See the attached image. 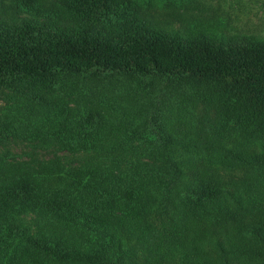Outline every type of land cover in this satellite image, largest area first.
<instances>
[{
  "label": "trees",
  "instance_id": "obj_1",
  "mask_svg": "<svg viewBox=\"0 0 264 264\" xmlns=\"http://www.w3.org/2000/svg\"><path fill=\"white\" fill-rule=\"evenodd\" d=\"M128 73L203 81L196 92L216 114L163 119L157 100L122 143L112 118L80 104L44 109L37 128L0 123V141L114 152L139 138L160 162L118 151L111 167H35L0 155V264H264V40L184 37L133 0H0V90Z\"/></svg>",
  "mask_w": 264,
  "mask_h": 264
},
{
  "label": "rangeland",
  "instance_id": "obj_2",
  "mask_svg": "<svg viewBox=\"0 0 264 264\" xmlns=\"http://www.w3.org/2000/svg\"><path fill=\"white\" fill-rule=\"evenodd\" d=\"M160 26L181 36H207L219 41L238 42L242 39L264 40V0H133ZM188 79H169L153 76L145 79L137 74H119L111 77L89 78L78 82L77 86L45 89L38 86L19 85L0 90V123L15 118L32 121L31 128L41 127L43 110L54 107L58 102L70 105L80 104L112 118L117 128L115 142H124L125 135L140 127L149 115L157 100L163 101V119L173 118V114L187 107L200 118L211 114L215 116L218 106L213 97H201L196 92L198 85ZM41 95L46 101L34 99ZM63 100V101H58ZM148 103L149 110L142 112L136 104ZM215 103V104H212ZM212 104V105H211ZM127 106L129 112L123 114L121 107ZM158 118V117H157ZM36 121V122H35ZM124 123L122 131L121 125ZM25 126V125H23ZM120 135V136H119ZM146 136L145 134H143ZM134 139L125 144V150L110 152L112 143L106 150L93 148H68L60 142L43 143L38 139L11 137L0 141V155L12 162L27 163L35 167L44 164L66 168L91 167L98 164L112 165V155L118 151L126 156L160 165L159 161L142 155L144 142ZM126 140V139H125ZM104 141H110L105 139ZM108 166V167H109ZM111 167V166H110ZM31 214L24 215L30 220ZM157 217V216H156Z\"/></svg>",
  "mask_w": 264,
  "mask_h": 264
}]
</instances>
